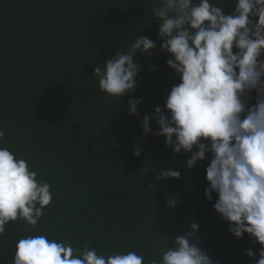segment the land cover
<instances>
[{
  "label": "trees",
  "instance_id": "obj_1",
  "mask_svg": "<svg viewBox=\"0 0 264 264\" xmlns=\"http://www.w3.org/2000/svg\"><path fill=\"white\" fill-rule=\"evenodd\" d=\"M157 2L0 0V147L27 160L53 196L35 226L22 219L5 225L0 264H12L17 241L35 235L98 255L134 251L149 264L166 250L163 241L172 247L192 221L199 225L192 242L217 264H254L245 250L260 245L247 235L234 238L213 210L215 193L211 202L204 197L210 154L188 169L190 154H173L163 136L141 131L143 116L163 108L179 83L166 66L168 54L157 46L150 57L137 56L144 67L131 94L142 98L137 115H128L129 95L116 102L93 76L97 64L127 50L136 36L162 42L150 22ZM214 2L224 3L225 13L234 7ZM150 127L158 130L154 121ZM153 169L180 177L156 182Z\"/></svg>",
  "mask_w": 264,
  "mask_h": 264
},
{
  "label": "clouds",
  "instance_id": "obj_2",
  "mask_svg": "<svg viewBox=\"0 0 264 264\" xmlns=\"http://www.w3.org/2000/svg\"><path fill=\"white\" fill-rule=\"evenodd\" d=\"M227 3L234 5L230 13L214 0H158L150 22L158 24L156 36L162 42L136 36L127 50L119 48L97 64L93 76L116 102L129 95L128 115H137L142 98L131 94L144 71L137 56L150 57L157 46L168 54L166 66L179 83L170 88L163 108L143 116L141 131L163 136L173 154H190L188 169L210 154L204 197L211 202L215 193L213 210L234 238L247 235L251 245H260L257 251L249 247L245 255L264 264V0ZM150 121L158 128L154 133ZM140 152L134 147L133 155ZM153 172L156 182L180 177L172 169ZM37 175L27 160L0 147V235L17 219L35 226L52 201L50 184ZM166 203L175 207L177 201L168 198ZM198 231V223L190 222L172 247L163 241L166 250L149 264H217L192 242ZM12 264H144V257L134 251L98 255L87 246L74 249L35 235L17 241Z\"/></svg>",
  "mask_w": 264,
  "mask_h": 264
}]
</instances>
